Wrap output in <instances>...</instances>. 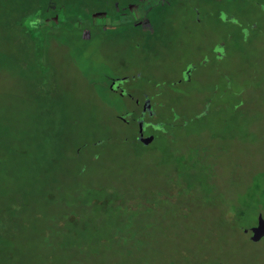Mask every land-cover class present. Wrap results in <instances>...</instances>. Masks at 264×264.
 I'll list each match as a JSON object with an SVG mask.
<instances>
[{
    "label": "rangeland",
    "instance_id": "obj_1",
    "mask_svg": "<svg viewBox=\"0 0 264 264\" xmlns=\"http://www.w3.org/2000/svg\"><path fill=\"white\" fill-rule=\"evenodd\" d=\"M111 1L0 0V264H264V0Z\"/></svg>",
    "mask_w": 264,
    "mask_h": 264
},
{
    "label": "trees",
    "instance_id": "obj_2",
    "mask_svg": "<svg viewBox=\"0 0 264 264\" xmlns=\"http://www.w3.org/2000/svg\"><path fill=\"white\" fill-rule=\"evenodd\" d=\"M28 1H30L31 3H35L36 5H38L37 3H39L41 6H39V7H37L36 9H34V11H38V10H42L41 12H46L47 14H48V16H52V15H55V14H53V13H55V11H59L60 10V7H55V8H53L52 7V5L53 4H63V10H68V6H69V4H72V5H75V7L76 8H78L79 9V7H82L83 5H85V2H88L89 0H28ZM120 1L121 2H124V1H122V0H112L111 1V3H112V5L114 6V5H117V6H115L113 9H110V10H108V11H111V13L110 14H112L111 15V19H113V20H117L120 16H118V15H116L115 13V10L116 11H120L121 13L122 12H124V11H127L126 9H125V7L129 4V3H131L132 2V0H126V4H123V5H120L119 3H120ZM46 2H47V4H46ZM118 2V3H117ZM54 10V11H53ZM62 10V9H61ZM86 10H89V8L87 7L83 12H85V14H86V16L85 17H82V19H85V20H90L91 19V14L89 15V13L86 11ZM91 10V9H90ZM98 10V9H97ZM33 12V11H32ZM114 13V14H113ZM93 15H95L94 13H93ZM92 15V16H93ZM122 15V14H121ZM72 17V16H71ZM78 19V18H77ZM71 20V19H70ZM80 20V19H79ZM85 20H83V21H85ZM78 21V20H77ZM79 22V21H78ZM80 23V22H79ZM140 122V120L138 121V123ZM137 124V123H136ZM146 126H148V125H146ZM159 127V126H158ZM161 128H162V126H161ZM158 133H157V136H156V139H158V140H160V139H162V134H163V132L162 131H157ZM160 138V139H159ZM155 140V139H154ZM168 143H172L171 141L170 142H168Z\"/></svg>",
    "mask_w": 264,
    "mask_h": 264
},
{
    "label": "water",
    "instance_id": "obj_3",
    "mask_svg": "<svg viewBox=\"0 0 264 264\" xmlns=\"http://www.w3.org/2000/svg\"><path fill=\"white\" fill-rule=\"evenodd\" d=\"M138 127L140 129V133L138 136L139 142L143 145H149L150 143H152L154 140V137L153 136H143L142 135V125L140 123H138ZM248 231L250 232L249 240L251 242L256 243L264 237V219L261 214L257 216L256 225L248 229ZM248 231H245V233H247Z\"/></svg>",
    "mask_w": 264,
    "mask_h": 264
},
{
    "label": "flooded vegetation",
    "instance_id": "obj_4",
    "mask_svg": "<svg viewBox=\"0 0 264 264\" xmlns=\"http://www.w3.org/2000/svg\"><path fill=\"white\" fill-rule=\"evenodd\" d=\"M142 112L145 115H152L151 106L148 101H146L145 104H143ZM139 123L142 125V135L144 136V129L146 127V124L142 120Z\"/></svg>",
    "mask_w": 264,
    "mask_h": 264
},
{
    "label": "crops",
    "instance_id": "obj_5",
    "mask_svg": "<svg viewBox=\"0 0 264 264\" xmlns=\"http://www.w3.org/2000/svg\"><path fill=\"white\" fill-rule=\"evenodd\" d=\"M139 1H140V0H138V1H137V4H136L135 6H133V7H136V8L139 7V6H140V5H139ZM141 1H142V0H141ZM162 2H163V0H160V1H158V2L155 1L154 3H152L153 5L156 4L153 8H156V9H161V8H163L162 5H164V3H162ZM132 3H134V1H132ZM131 8H132V7H131ZM131 8H130V9H131ZM125 9H126L127 11H124V12L122 13V15H121L122 17H124V16L127 15L126 12L129 11V7H128V8L125 7ZM144 9H145V8H144ZM143 18H144V17H143ZM143 18H142V19H143ZM131 21H132V19H131Z\"/></svg>",
    "mask_w": 264,
    "mask_h": 264
},
{
    "label": "clouds",
    "instance_id": "obj_6",
    "mask_svg": "<svg viewBox=\"0 0 264 264\" xmlns=\"http://www.w3.org/2000/svg\"><path fill=\"white\" fill-rule=\"evenodd\" d=\"M31 26H32V27H35V24H33V25H31ZM156 130H157V131H163V128L158 127Z\"/></svg>",
    "mask_w": 264,
    "mask_h": 264
}]
</instances>
